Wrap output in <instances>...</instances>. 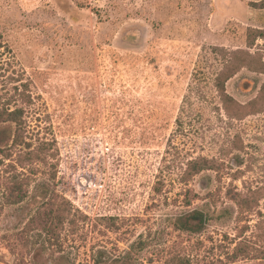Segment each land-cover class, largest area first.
<instances>
[{"label": "rangeland", "instance_id": "374dc122", "mask_svg": "<svg viewBox=\"0 0 264 264\" xmlns=\"http://www.w3.org/2000/svg\"><path fill=\"white\" fill-rule=\"evenodd\" d=\"M261 1L0 0V264H264Z\"/></svg>", "mask_w": 264, "mask_h": 264}, {"label": "trees", "instance_id": "16d2710c", "mask_svg": "<svg viewBox=\"0 0 264 264\" xmlns=\"http://www.w3.org/2000/svg\"><path fill=\"white\" fill-rule=\"evenodd\" d=\"M253 7H258V5L261 6V8H264V0H262L261 2H251L250 4ZM229 77L223 79L222 76H218L216 79V89L218 91V93L220 94L223 103L225 105H229L231 104L232 98H230V96L226 93V89H225V84H226V80ZM22 116H23V110H15L12 112H9L7 114V120H5V122H13L15 124H17L18 128L21 131L22 128ZM21 137V135L16 136V139L14 140V143L19 141V138ZM203 168H198L196 169V173H199L200 171H202ZM207 224V216L201 212V211H194L188 215H185L183 217H180L177 220V228L181 231L190 233V234H198L201 233L204 229L205 226ZM182 264H190V262H185Z\"/></svg>", "mask_w": 264, "mask_h": 264}]
</instances>
